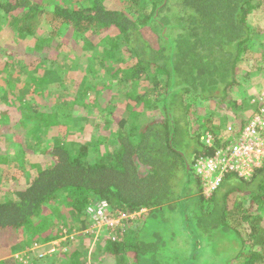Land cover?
Segmentation results:
<instances>
[{
    "label": "trees",
    "instance_id": "16d2710c",
    "mask_svg": "<svg viewBox=\"0 0 264 264\" xmlns=\"http://www.w3.org/2000/svg\"><path fill=\"white\" fill-rule=\"evenodd\" d=\"M79 1L81 7L63 8L0 0V33L11 28L16 36V44L0 47L4 83L16 88L8 76L19 63L42 73L49 62L43 53L64 49L72 57L101 40L98 64L110 81L131 84L124 93L130 105L117 121L106 114L95 126L100 134L78 146L56 139L33 152L22 147L15 188L0 181V264H87L88 255L71 245L72 235L96 239L101 256L93 264H264V228L259 226L264 161L249 178L225 174L208 198L200 193L193 168L197 159L237 138L264 108V89L251 88L248 73L239 67L258 55L262 59L264 33L249 17L264 12V0H119L126 11L110 9L104 0ZM25 37L32 39L29 53ZM126 62L129 67H122ZM88 77L74 79L70 102L48 108L38 98L40 85L34 84L28 93L37 99L32 117H20L6 131L20 143L39 144L50 134L49 126L56 134L58 121L69 129L66 120L101 110L106 104L97 107L90 99L98 82L93 77L87 91ZM217 109L221 116L213 119ZM111 124L114 136L101 134ZM205 134L211 136V147L202 140ZM36 154L45 157L44 164L33 159ZM4 155L0 152V167L6 168ZM101 201L111 216H129L113 241L96 238L92 228L88 209ZM163 210L172 215L166 227L144 238V226ZM243 223L245 237L238 231ZM223 234L225 240L216 244ZM53 241L63 251L47 261L24 254L28 245Z\"/></svg>",
    "mask_w": 264,
    "mask_h": 264
},
{
    "label": "rangeland",
    "instance_id": "374dc122",
    "mask_svg": "<svg viewBox=\"0 0 264 264\" xmlns=\"http://www.w3.org/2000/svg\"><path fill=\"white\" fill-rule=\"evenodd\" d=\"M36 1H39L44 5L57 4L63 8L76 6L81 7L79 0ZM103 3L110 9H119L126 11V4L124 5L119 0H104ZM249 21L259 26L260 31L264 33V12H253L249 17ZM13 32L14 31L11 28L2 30V32L0 33L1 48L2 46L6 47L12 45L13 43L16 44L15 42H13L16 37L13 35ZM30 40L32 39L29 37L23 38V44L25 50L27 51L26 53H29L30 51H28V49H31ZM91 40L93 41V38ZM57 42L58 39H55L54 44H56ZM94 44L95 45L91 50H85L83 54H80L77 51L73 52L72 57H70L69 52L64 49H60L59 51L51 50L47 53H43L44 55H48L47 60L49 62L47 63L48 68L42 73H34L19 63L13 71L9 69L8 80L11 81L12 84L16 85V88L13 89L11 88V86H7L4 83L6 81L4 77L1 76L0 72V152L4 153V156L8 158L6 161L7 167H0V181L3 180L9 182L7 185L9 189L13 190L17 182V176H15L14 173L18 170L19 159L16 155L22 151V147H24L28 152H33L37 149L41 150L43 147H46V145L49 146L52 141L56 139L62 144H64V146H67V143H72L78 146L82 143L87 142L93 134H100L99 130H97L95 126L97 123H102L104 121V119L107 117L106 114H111L108 118H111L113 122L121 118V116L123 115L121 113L122 110L124 113H127L125 106L129 103H126V97L124 93L130 89L131 84L124 81H121L120 84L116 80L110 81L108 79V76L103 73L100 64H98L101 54L100 49L103 46L102 41L98 40ZM58 53H60L59 57H57ZM259 54H262V59L258 55L256 61L253 60L250 62L244 60L239 64V67L242 69L243 73H248L250 77V84H252L251 88L253 87L254 90H256L258 93L260 90L264 89V52L260 50ZM114 61L115 58L107 62L109 64L108 66H110V64H114L116 62ZM129 64L126 62L121 66L129 67ZM78 75L79 78L77 77ZM88 75L89 82L85 89L87 91L91 90L93 80L91 81V83L90 80L94 77L95 82L98 83L95 88L96 91H93L94 93H90V99L92 97V100H94L92 102L94 103V105H97V107L98 105L101 106L102 104H106L105 107L101 106V110L98 111L96 109H93L91 114H79L75 119L66 120L71 129L64 128V125L61 124L62 122L60 123L58 121V130H56V134L55 132H52L53 129L51 128V126H49V124H47V126L50 127V134H48L47 136L45 135V138H43V140L36 141L39 144H35V142L31 143V139H24L20 143L17 137H15L12 132L6 131V126L15 123L20 117L27 118L28 116H30L32 113L31 109L35 105H37V99H35L34 96L32 97L28 94L32 90V87L34 88V84L40 85L41 92L38 98L41 97L44 103L43 106L48 108L50 106L53 107L54 105H65L68 101L70 102L72 98H74V79L78 78L81 80L83 76L87 77ZM105 82H108V84L111 85L107 87L105 86L107 84ZM26 85H29L30 87L28 88ZM100 89H102L103 93L99 92ZM140 89H143L142 85H140ZM98 99L100 100L98 101ZM204 105L207 108L213 107V104L208 102H206ZM198 108L200 109L201 107ZM206 111L207 110H201V113H205ZM4 112H8L6 115H10V121L6 124V118L5 116L3 117ZM221 113V109L213 111L212 118L218 119L221 116ZM142 115L145 116V114ZM222 123L223 121L220 122V124ZM14 131H20L19 125H16L14 127ZM115 132V125L111 124L110 126H106L105 129L101 132V134L106 133V135H108V133H110L112 134V136H114ZM38 156L39 155L36 154L32 157L38 163L44 164L45 157L40 156V158H38ZM24 176H26L27 178L28 174H25ZM261 214L262 221L260 222L259 226L261 229H263L264 213ZM171 216L172 215L170 214V212L166 210L158 211L151 219H149L148 224L144 226V238L147 239L151 236L153 232L164 229L166 227V221H168ZM247 228L248 226L246 223H243L241 227L238 228V231L242 233L243 237H245L243 231H246ZM71 237L72 240L70 243L72 246H75L77 249H80L86 255H88L87 253H89V264H93L94 262L98 263L99 256H101V252H97L99 245L97 246V244H92L91 246V239L88 241L87 238L78 239L74 235H72ZM223 239L225 240L224 234L217 237L215 243L217 244V241H222ZM32 245H28L23 249L24 254L30 253V257L37 258L39 261L49 256L46 255L40 258L37 252H29L27 249L32 248ZM39 252L46 253L47 249H41L39 250ZM48 253L50 252L48 251ZM55 254H51L50 256ZM15 256L19 258L20 254L17 253ZM102 258L104 259L103 256ZM45 261L47 260L45 259ZM109 261H111V259L109 260L106 258V262ZM25 264H27V262Z\"/></svg>",
    "mask_w": 264,
    "mask_h": 264
},
{
    "label": "built area",
    "instance_id": "2783aa9c",
    "mask_svg": "<svg viewBox=\"0 0 264 264\" xmlns=\"http://www.w3.org/2000/svg\"><path fill=\"white\" fill-rule=\"evenodd\" d=\"M263 131L264 108L260 109L246 123L237 138H233L228 145L217 150L212 156L201 157L196 160L193 165L194 173L200 180V193L204 197L208 198L213 193L225 174L235 173L238 177L246 179L262 165L264 161ZM202 140L211 147V136L209 134H205ZM88 213L94 220L92 228L97 234L96 238L102 237L101 240L107 238L113 241L116 239L117 231L123 227L122 220L129 217L123 213H118V216H111L105 201L90 207ZM135 216H139V213L130 216V218ZM95 240L91 241V246L96 244ZM31 247L27 250L37 252L40 258L63 251L59 241L35 244ZM41 249H47V254L39 252ZM89 260L88 253L87 264H89Z\"/></svg>",
    "mask_w": 264,
    "mask_h": 264
}]
</instances>
